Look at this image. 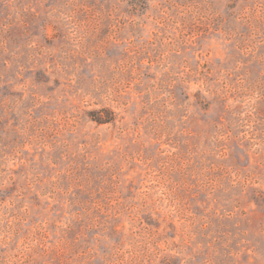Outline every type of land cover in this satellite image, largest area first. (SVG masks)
<instances>
[{"label": "rangeland", "instance_id": "1", "mask_svg": "<svg viewBox=\"0 0 264 264\" xmlns=\"http://www.w3.org/2000/svg\"><path fill=\"white\" fill-rule=\"evenodd\" d=\"M0 264H264V0H0Z\"/></svg>", "mask_w": 264, "mask_h": 264}, {"label": "trees", "instance_id": "2", "mask_svg": "<svg viewBox=\"0 0 264 264\" xmlns=\"http://www.w3.org/2000/svg\"><path fill=\"white\" fill-rule=\"evenodd\" d=\"M112 121V118H107L106 120H98V123H109Z\"/></svg>", "mask_w": 264, "mask_h": 264}]
</instances>
